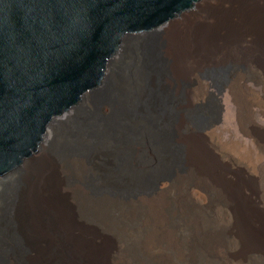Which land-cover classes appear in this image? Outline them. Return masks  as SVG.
Instances as JSON below:
<instances>
[{
  "label": "bare ground",
  "instance_id": "1",
  "mask_svg": "<svg viewBox=\"0 0 264 264\" xmlns=\"http://www.w3.org/2000/svg\"><path fill=\"white\" fill-rule=\"evenodd\" d=\"M220 7L205 0L196 16L171 24L188 46L180 51L185 71L214 65L221 75L206 76L216 89L212 114L200 106L197 130L184 123L185 116L195 122V112L184 107L187 86L171 83L174 50L166 52L163 32L124 39L104 89L81 101L65 127L44 131L41 165H24L0 183V264H264V210L251 195L263 146L255 156L228 144L229 161L250 166L246 182L198 145L213 188L193 177L182 142L192 132H216L225 87L237 99L248 79L241 64L264 77V0H231L223 20L214 14ZM261 187L264 197V174Z\"/></svg>",
  "mask_w": 264,
  "mask_h": 264
},
{
  "label": "water",
  "instance_id": "2",
  "mask_svg": "<svg viewBox=\"0 0 264 264\" xmlns=\"http://www.w3.org/2000/svg\"><path fill=\"white\" fill-rule=\"evenodd\" d=\"M204 0H0V183L36 165L53 130L97 97L124 39L196 16Z\"/></svg>",
  "mask_w": 264,
  "mask_h": 264
},
{
  "label": "rangeland",
  "instance_id": "3",
  "mask_svg": "<svg viewBox=\"0 0 264 264\" xmlns=\"http://www.w3.org/2000/svg\"><path fill=\"white\" fill-rule=\"evenodd\" d=\"M230 1L231 0H220V11L219 13H214L216 19L220 18L223 20L230 15L228 9ZM209 22L211 23V21ZM212 29L210 31H212ZM163 33L165 39L167 40L166 52L169 48L174 50L173 56H171L170 59L173 78L171 83L177 85V89L179 91H182L184 87L187 86V100L184 107L187 111L192 110L195 112V122L185 116L183 119L184 123L197 130L196 128L201 123L200 120L197 119L199 114L196 113V111L198 108L203 106V108L206 109L207 115H211L214 109L213 98L209 92L216 91V89L209 87L212 80H206L207 75H213L212 67L214 65L200 67L198 71L186 72L185 68L181 65L180 51L184 52L186 49L185 47L188 46L187 43L181 44V30L171 26V30ZM223 33L224 31L219 30V34L222 35ZM261 33L264 35V32ZM241 65L242 68L240 72L242 74L245 73L247 75L246 78L248 79L241 80L238 84L236 88L237 99H235V97L231 94L230 89L225 87V91L221 96L222 103L224 105L223 121L216 126V132L213 134H209L208 131L199 133L192 132L191 135H186V138L190 136V139L187 140L190 142L189 144L182 140L186 147L187 164L193 172V177L197 179V181L201 180L200 183H204L210 187L212 186L213 188L214 186L219 188L218 183L214 181L212 182L210 177L207 175V172H205L206 165L202 162L206 161L208 156L203 155L201 152L202 150L198 149V145L204 149L206 154L208 153L211 155L212 159L216 160L215 162H217V165L224 168L228 172L230 178L234 179L237 176L240 180H244L246 182H250V166L248 163L243 162L233 165L228 159V156L232 153V151L229 150L228 144L237 141L241 144L243 150L249 149L255 156L262 151L259 145L264 148V87L263 84L259 82V80L264 81V77L260 71L249 67L247 64ZM213 76L217 81L222 79L221 75L218 73ZM261 98L263 100L260 102ZM66 123L67 120L61 124L62 127H65ZM193 137L195 138L193 139ZM55 147L49 148V151L55 153ZM103 162L104 161L101 160V165L103 167H108V164ZM40 165L41 164L38 163H36V165H31V171ZM258 173L259 175L255 177L258 180L254 182L255 188L251 195L253 197L254 205L264 210V197L261 187V178L264 174V168H262L261 165L258 166ZM94 183L95 181L92 180L88 184V186H90L93 190L95 188ZM248 244L249 243L247 242L246 248L250 249V245Z\"/></svg>",
  "mask_w": 264,
  "mask_h": 264
}]
</instances>
